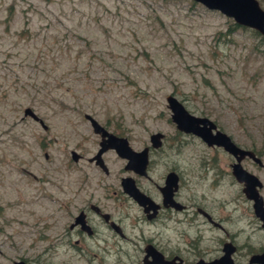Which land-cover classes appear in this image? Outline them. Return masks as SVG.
<instances>
[{"label":"rangeland","instance_id":"rangeland-1","mask_svg":"<svg viewBox=\"0 0 264 264\" xmlns=\"http://www.w3.org/2000/svg\"><path fill=\"white\" fill-rule=\"evenodd\" d=\"M255 33L195 0H0V264H139L134 252L156 227L137 220L139 208L122 200L124 157L107 149V174L87 159L100 137L85 113L135 149L163 132L168 162L152 176L165 165L180 168L182 188L204 193L200 202L235 235L237 264L264 250V227L231 173L232 155L178 133L166 101L173 93L261 157L262 165L248 157L242 164L261 179L264 200V42ZM27 106L46 128L23 114ZM72 149L82 158L74 161ZM85 198L114 216L128 212V241L101 226L104 241L88 238L82 244L91 257L80 256L66 229ZM186 225L174 226L188 229L183 239L161 229L171 240L160 244L212 257L202 248L215 250L223 232ZM186 256L188 264L198 259L193 251Z\"/></svg>","mask_w":264,"mask_h":264},{"label":"flooded vegetation","instance_id":"flooded-vegetation-1","mask_svg":"<svg viewBox=\"0 0 264 264\" xmlns=\"http://www.w3.org/2000/svg\"><path fill=\"white\" fill-rule=\"evenodd\" d=\"M258 1L261 7L264 8V0H258ZM235 24L237 23L235 22ZM180 132L184 134H191L178 130V133ZM100 139L101 137L99 138V141ZM99 141H98V148L100 147ZM162 145H163V140L162 143L156 147L151 146L149 141V144H144L140 148L142 149L145 146L148 147V161L145 168L146 173L141 174L135 171L134 169L127 167V159L125 158L126 162L124 163L123 166V172L127 174L121 175L119 178L120 193L123 195L122 200H126L129 204L134 203L140 210V214L136 217V219L142 220V222L151 223L156 227V230L152 235V238L146 239L144 237L143 238L145 240L144 245L138 248L134 252V255L140 257L139 264H167L163 261L159 262L158 261L159 259L171 261L169 264H188V260L186 259L187 257L186 254L192 251L195 255H198V259L194 261V264H196L198 260H202V259L205 261H210L213 259L221 258L226 253H228V251L232 248L233 250L230 252V255L231 258L233 259V262L237 264L236 259L233 257L239 249V246L233 237L235 235H233L232 233L230 234L225 229V227L221 225V221H219L220 216H218L214 212V209L211 207V205H207L203 202H200L202 198L207 200L204 193L202 194L203 197L201 198L200 196H197L196 193L188 192L182 188V175L180 172V168H178L175 165H171V166L165 165V167L163 168V170L159 175L155 177L152 176L154 174V169H156V167L159 164H164L168 162L166 155L164 154V151L162 152ZM108 149H113L116 152L114 148H108ZM103 153H102V158H103ZM80 157L82 158L81 153H79V158ZM232 157H233V161L230 163L231 173H232V163L235 161V157L234 156ZM87 159L89 160V157ZM89 161L94 162V164H96L95 161L92 160ZM256 163L258 165H262L259 164L258 162ZM203 169L205 172H207L209 168L207 165H205ZM108 172H109V168H108ZM108 172L105 173L107 174ZM170 172H174L176 175L175 181L172 184H169L168 182V175ZM124 177L133 178L135 185L138 187L141 193H143L145 197H147V199H145L143 203H139L135 199V197H133L127 191H125L124 187L122 186V179ZM141 179L148 180L152 184V188L148 187L146 183H143ZM72 198L77 199V192L74 191V193L72 194ZM74 210L75 212L71 214L72 221L69 222L68 228L66 229V235L69 236L68 239L69 242H70V237L74 238L72 241L74 242L73 246L74 247L75 245L77 246L76 250H78V254H80V256L84 258L91 257V253L89 252L88 248H86V246L82 244V242L85 243V241L88 238H95V239L101 238L104 241V235L99 230V227L101 226L112 230L121 239L128 241V236L125 234L122 226L123 225L122 220L124 217L129 215L128 212L126 211L122 212L121 210L118 216L117 215L114 216L113 214L105 210L104 207H101L99 204L95 202H91V199H87V198L83 199V202H81L80 204H76L74 206ZM105 213L109 214L107 218L105 216ZM182 222H187L188 225L186 226L195 223H197L198 225L209 224L218 228L220 231L223 232V234H219L216 238L217 245L215 246L216 247L215 250L210 251V249L212 248L209 246L202 248L204 250L203 252L204 254L206 253V251L212 252L213 253L212 257H208V259L203 258L201 256L202 252L200 251H196L197 253L194 252V250L189 245L186 248H181L178 245L168 246V245L160 244L161 240L167 242L171 240L169 236H165L162 234L161 229L163 228L168 227L174 229L175 236L178 238L183 239V237H187L189 234H188V229L186 230V227L184 229L174 228V226L178 227L180 224H182ZM168 223H170L171 226H168L169 225ZM114 225H117L118 230L115 229ZM148 250H151V252H148ZM254 253L255 252L251 251L247 262L244 264H251V263L262 264L261 262H249L251 256ZM20 259H23L24 261L29 263L24 258H19L17 260ZM17 260L14 261V264H16L15 262Z\"/></svg>","mask_w":264,"mask_h":264},{"label":"water","instance_id":"water-1","mask_svg":"<svg viewBox=\"0 0 264 264\" xmlns=\"http://www.w3.org/2000/svg\"><path fill=\"white\" fill-rule=\"evenodd\" d=\"M202 3L209 9L218 10L228 17H232L234 22L239 25L247 26L257 30L264 37V8L261 7L258 0H195ZM167 106L170 109V118L174 122L176 128L185 133H191L199 136L207 145H216L222 147L226 152L235 157L232 163V174L235 178L243 183L242 190L245 196L252 200V206L255 214L261 220V225L264 227V200L259 192L262 186L261 179L253 172L245 168L241 160L248 156L255 162L262 164V159L257 156L255 151L250 148L240 146L234 139L224 130L220 129L217 124L207 116H199L190 112L173 93L166 95ZM24 115H29L35 120H38L43 127L46 124L43 122L36 112L29 106L24 108ZM84 117L90 122L94 133L100 135V147L97 152L89 157V160L95 161L105 172H108V167L105 164L102 153L108 148H114L117 154L127 159V167L134 169L138 173H146L145 168L148 161V147L142 149H134L129 140L124 135L116 134L108 130L94 116L85 113ZM163 132L155 131L149 134L150 145L153 147L159 146L163 140ZM71 157L73 160L79 158V153L72 149ZM176 175L170 172L168 175L169 184L174 183ZM122 186L125 191L135 197L139 203H143L147 197L135 185L133 178L124 177ZM109 214L105 213L106 218ZM118 230L117 225H114ZM229 250V249H228ZM230 249L228 253L218 259L210 261L198 260L196 264H235L231 258ZM151 252V250H148ZM159 262L169 264L171 261L159 259ZM249 262H261L264 264V250L259 253H254ZM16 264H29L23 259L17 260Z\"/></svg>","mask_w":264,"mask_h":264},{"label":"trees","instance_id":"trees-1","mask_svg":"<svg viewBox=\"0 0 264 264\" xmlns=\"http://www.w3.org/2000/svg\"><path fill=\"white\" fill-rule=\"evenodd\" d=\"M235 25H237V24H235ZM256 33L255 34H257V35H259L260 36V38H261V41H263L264 42V37L257 31V30H255V29H253Z\"/></svg>","mask_w":264,"mask_h":264}]
</instances>
